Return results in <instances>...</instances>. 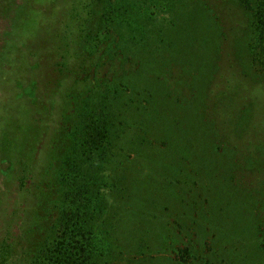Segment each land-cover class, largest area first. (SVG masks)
I'll list each match as a JSON object with an SVG mask.
<instances>
[{
	"label": "rangeland",
	"instance_id": "374dc122",
	"mask_svg": "<svg viewBox=\"0 0 264 264\" xmlns=\"http://www.w3.org/2000/svg\"><path fill=\"white\" fill-rule=\"evenodd\" d=\"M99 102L123 176L115 263L264 260V40L239 0H0V231L18 264L50 233L61 160Z\"/></svg>",
	"mask_w": 264,
	"mask_h": 264
},
{
	"label": "trees",
	"instance_id": "16d2710c",
	"mask_svg": "<svg viewBox=\"0 0 264 264\" xmlns=\"http://www.w3.org/2000/svg\"><path fill=\"white\" fill-rule=\"evenodd\" d=\"M239 1L252 15L256 38L264 40V0ZM43 96L37 107L42 105L45 94ZM111 104L99 102L95 105L98 119L89 114H83L79 119L77 136L75 140L69 139L60 163L58 215L50 233L42 239L40 249L32 253L31 264H123L114 260V248L119 243L117 238L114 240L117 214L109 215V195L123 179L114 174L112 164H107L113 156L116 136L111 126ZM0 232V263L5 264L11 259L12 264H18L19 252L12 241L17 238V232H13L11 238L9 230L2 227ZM249 257L250 254H244V258ZM256 257L258 260V255ZM258 261L256 264H264V260ZM134 263V259H125V264ZM135 264L142 262L139 260Z\"/></svg>",
	"mask_w": 264,
	"mask_h": 264
}]
</instances>
